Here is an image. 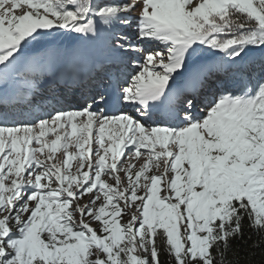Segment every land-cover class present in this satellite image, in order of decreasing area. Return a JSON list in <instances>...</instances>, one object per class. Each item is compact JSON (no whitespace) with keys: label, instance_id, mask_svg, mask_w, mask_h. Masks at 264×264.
I'll return each instance as SVG.
<instances>
[{"label":"snow or ice","instance_id":"6c2138e0","mask_svg":"<svg viewBox=\"0 0 264 264\" xmlns=\"http://www.w3.org/2000/svg\"><path fill=\"white\" fill-rule=\"evenodd\" d=\"M8 2L0 0V73L53 29L89 38L107 31L116 53H141L114 31L129 27L137 8L135 40L165 50L147 52L126 86L82 109L11 127L0 115V264H161L160 242L169 264H225L245 218L264 232V82L219 95L202 119L193 107L208 75L198 70L193 86L173 87L201 46L232 65L264 50V0H15L3 9ZM22 3L29 10L15 15ZM174 100L177 126L93 109L127 106L151 119ZM109 128L117 131L106 137ZM61 149L62 166L52 155ZM141 157L138 170L127 164Z\"/></svg>","mask_w":264,"mask_h":264},{"label":"bare ground","instance_id":"6f19581e","mask_svg":"<svg viewBox=\"0 0 264 264\" xmlns=\"http://www.w3.org/2000/svg\"><path fill=\"white\" fill-rule=\"evenodd\" d=\"M2 7L5 10L14 9L15 2L6 3ZM26 10H27L26 5L22 3L20 9L15 11V15H18V16L24 15ZM0 15H3V11H0ZM123 30L126 31L127 28H123L122 31ZM142 54L145 55L144 53ZM132 57H140V56H137V54L135 53H126V54L122 53L123 61L119 63L120 66L115 65V68H118V70L123 67L122 71L118 72V75L123 74L127 77L129 76V74L127 75V73L128 71L131 72L132 69L130 70L129 64H127V62H128V59ZM96 62L97 61L94 62L95 68H97V65L100 64L102 66L103 65L106 66L105 70L107 68L109 69L108 67L109 65L107 66V63L105 64V62H103V63L97 64ZM134 64H130V65L134 66ZM71 67L72 68L70 69V71H65V73H61L60 78L54 74L53 68H51V71L50 69H47L44 73L38 74L34 72L29 73L28 69H26L27 72H25V68L20 67L24 70V74L22 75L21 78L18 75H16V77H14V81L17 82V80H19L20 84L22 85V88L21 90L15 91L17 93L14 95L15 100H13V103H12L13 105H11L10 100H8V97L10 96V94H6L5 96H1L0 98L2 100L0 102L1 103L0 115H3L4 117L7 118L5 124L9 127L14 126L16 124H28V123L34 122L37 119H47L49 118V114H54L56 111L79 110L76 107H79L80 105H84L86 107L88 104H92L93 98H95L94 93L92 94V91L95 89H98L96 84L94 85L90 84L91 75L95 71L93 63L91 65L85 64L84 66H80L79 62L76 60L72 64ZM85 68L88 69V73L83 74V70ZM132 73L133 75L136 74L135 72H132ZM53 76H55L54 78L55 81L53 82L54 79H52V82H51V77ZM115 76H117V74H113V72L109 73L106 71L104 72V75L102 76L104 77L102 78V82L105 81L104 83L110 84V81H109L110 78L112 77L114 79ZM82 78L86 79V83L83 85V87L86 88L85 90H82L78 84L79 80ZM129 78H131V76H129ZM129 78L128 80H130ZM27 79L33 82H29ZM96 79L97 78L95 77V80ZM79 83L81 84L82 81ZM30 84L33 86H30ZM205 85L206 84H204L203 87H205ZM65 86H73L74 89H72L73 91L64 92L62 88L60 87H65ZM201 89L203 90V88ZM12 92L13 91H10L9 93H12ZM60 92H63L64 94H66L69 100H64L63 96L60 95ZM183 94H186V92H183ZM98 97H99V94L97 95L96 98ZM199 97H201L200 94L196 97V99ZM33 101H35L36 103L35 102L33 103ZM128 108L130 111H132L131 107H128ZM93 109L99 112L100 105L93 104ZM113 109L114 108H107V110L104 112V115L111 117V116L119 115L121 113H127L122 110H117L116 108H115L116 109L115 111ZM130 116H132L133 118L139 119V117H137L133 113ZM160 121H163V118ZM109 130H110L111 135H115V132L117 131L114 128H109ZM93 135L94 137H96L95 132L93 133ZM74 142H75V138H74Z\"/></svg>","mask_w":264,"mask_h":264},{"label":"rangeland","instance_id":"374dc122","mask_svg":"<svg viewBox=\"0 0 264 264\" xmlns=\"http://www.w3.org/2000/svg\"><path fill=\"white\" fill-rule=\"evenodd\" d=\"M9 2L10 3H14L15 0H10ZM128 2H130V0H125L124 3H128ZM197 2H198V0H197ZM195 6H196V3H193L192 5H190V8H194ZM27 11L28 10L25 11V14H26ZM139 15H140V11H139V8H137L136 10L132 11L130 13V15H129V19L132 21V24H131L130 27H127V30L126 31H124V30L122 31L123 28H117V29L114 30L117 33H122V34L127 35L128 38L131 39L133 41V43L137 47H140V48L143 49V52H141V54L140 53L133 52V53L137 54V56H140V57H132V58H129L128 59L127 64H129L130 70L132 69L131 72L128 71V74L131 77L133 76V73L132 72H135L136 73L137 71H139V65H141L143 63L144 55L142 53L146 54L147 52H156V51H164L165 50L162 45H159L157 43H152V42H139V41H136L135 40L136 28H137V22H138ZM98 37L100 39V41H99L100 43H96V44L92 45V44H88V43H85L84 42V44H83L82 47H80V48H74V51H73L74 53L73 52L71 53L68 62L69 61H72L71 62V64H72L73 63V60H74V58H72V57L75 55V56H77V57H79L81 59L80 63L82 62V65L83 66L85 64H90L91 65L93 63L94 70L97 69V68H95V63H94L96 60L101 61V62L102 61H106V62H109V64H110V63H113V59L114 58H112V57L115 56V59L117 60L116 62H118L120 60V58L115 55L116 52L110 46L111 45V39H112V33H110V32L100 33V35ZM95 50H96V53H95ZM120 54H121V58H122V53H120ZM71 58H72V60H71ZM121 60L123 61V58ZM31 61H33V60L30 57L24 56V57L21 58V61H20V63L18 65H22L25 68L24 65L28 64ZM49 63H51V61H48V63H46L45 65H47ZM130 64H134V66H131ZM201 66H203V67H200L199 66V67H196L195 69H192V70H189V71L185 72L184 77H182V79L179 80L176 84L177 85L190 84V80H193V77L191 76V74H195L198 70H202L203 73L207 74L208 77H209V80L212 81L211 84H212V86L214 88V90H213L214 94L212 96H208V99L206 100V102L209 103V104L206 103L207 104L206 111H207V109L211 106L212 102L219 95L226 94V93L230 92L229 91L230 88L227 87L226 83L220 81L221 80L220 78H222L224 76V73L223 74H218L219 71H216V73H215L214 72V69L215 68L213 67V64L212 63H210V62L208 63L207 62V63H204ZM103 67L106 68V66H104V65H103ZM26 69H28L29 73H32V72H34V73L35 72L36 73H40V72L43 71V69H40V68H37V70H35V68L33 66L30 67V65H28V67L25 68V70ZM46 69H48V68H46ZM14 70L15 69L13 68L12 71H14ZM107 72H108V70H107ZM86 73H88V69L87 68H85L83 70V74H86ZM109 73H111V72H109ZM0 75L4 79V81L0 85V92H3V94H4L6 91L9 92L10 91V88L14 85V83L16 82V81H14V77H16V76H15L14 73L11 72V70L8 71V72H6V73H0ZM55 75L57 76V74H55ZM239 75L240 74H238V75L235 74L234 76H236V78L238 77L240 79L241 77ZM129 76L127 77V79L129 78ZM59 77H60V75H59ZM104 77H102L101 75H99L98 77H96L97 78L96 80H97L98 84H100V86L107 85V83H104L105 81L102 82V78H104ZM54 78H55V76L51 77V82H52V79H54ZM27 80H29V79H27ZM54 81H55V79L53 80V82ZM81 81H82V83L80 84L79 82H81ZM79 82H78V84L81 87V89L82 90H85L86 88L83 87V85L86 83V79L85 78H82V79L79 80ZM43 88H42V90H43ZM60 88H62V90L64 92L73 91L72 89H74L73 86H65V87H60ZM202 88L204 90L206 88V85H205V87H202ZM232 91H233V93H236L234 90H232ZM184 92H186V91H184ZM200 92H199V94H200ZM93 93H94V96L96 98L97 95L99 94L98 89L93 90L92 91V94ZM237 93H239V92H237ZM200 98H202V97L197 98L196 101H198V102L201 101L202 99H200ZM197 104H202V103L199 102ZM197 106H199V105H197ZM79 107H77V109H81ZM84 107L85 106L83 105L82 108H84ZM100 110H101V107H100ZM128 111H130L129 108H128ZM198 111L202 112L203 110H200V109L197 108V112H196V110L193 111L194 112V115L197 118L202 119L204 117V114H206V113H202L201 114V113H198ZM129 113L130 112H127L126 114H129ZM131 113L129 115H131ZM139 120H141L142 122L146 123L147 125H152V126H157V125H160V126H163V125H167V126H177L178 123H179L174 118H171V120L166 121V118L165 117L163 118V121H166V122L161 121L163 123H158L155 119H152V120L148 121L147 119H142L140 116H139ZM105 135H106V137L109 136V135H111L109 129H106ZM48 139L51 140L52 137H48ZM73 144H74V138H73ZM106 146H110V141L109 142H106ZM93 147L95 148L96 145H93ZM70 151L73 153V155H76L77 152H78V150L76 148H74V147L71 148ZM141 151L143 152L144 150L142 149ZM54 154L56 156V159H55L54 162L57 163L58 165L62 166L63 165V161L65 159V154H64L63 150L61 149L57 153H54ZM54 154H52V155H54ZM38 158L44 159L41 156L38 157ZM145 162H146V157H141L139 159H130L129 161H127V164L128 165L135 164L136 165V169L135 170H138L140 167H142L145 164ZM72 172L73 173L76 172V162H73ZM160 172L161 173L163 172V166L161 167ZM121 177L122 178L124 177L122 173H121ZM102 179L107 180L109 183H114V181L110 180L107 176H103ZM125 187H126V182H123L122 185H121V188L123 189ZM88 202H89V198L85 196V197H83V199H81L79 201V206L82 207L84 205H87ZM76 219L79 220V216H77ZM130 219H131V217H129V220ZM129 220H128V222H129Z\"/></svg>","mask_w":264,"mask_h":264},{"label":"trees","instance_id":"16d2710c","mask_svg":"<svg viewBox=\"0 0 264 264\" xmlns=\"http://www.w3.org/2000/svg\"><path fill=\"white\" fill-rule=\"evenodd\" d=\"M112 2L123 1L112 0ZM82 38L91 44L98 42L97 37H84L79 34L69 33L62 29H53L50 30V32L45 31V34L41 37V39L33 42L28 48L24 49V56L27 55L28 57L33 58V60L39 65H42L46 60H48V58H50L53 52H55L54 55L57 57L58 61L63 62L74 47L82 46ZM245 58L260 59L257 63L249 64L251 69L249 76L243 74L244 80L247 81V87L254 88L257 84L264 82V50L252 49L248 52ZM209 60L219 66L230 64L226 61V58L223 57V54L215 53L214 51L201 46V49L197 51L195 56L189 61L188 69L194 65L205 63ZM239 64L236 66L238 67ZM122 174L124 176V173ZM127 187L128 184L126 182L125 188ZM86 197L89 198V204L93 199V195L89 194ZM133 211H135V209H133ZM129 217L130 216L125 215L122 218V223L127 224ZM91 226L99 233L100 226L97 222H93ZM242 230V236L230 241V248L225 255V264H264V232H257L253 230L249 226L247 218H245L242 222ZM12 231L15 232L16 229L12 228ZM160 249L161 255L159 258L161 260V264H169L170 257L164 251L162 242H160ZM217 259H219V257H217Z\"/></svg>","mask_w":264,"mask_h":264}]
</instances>
